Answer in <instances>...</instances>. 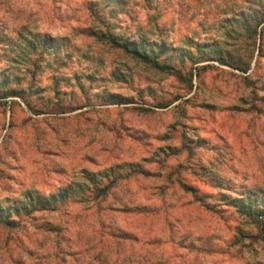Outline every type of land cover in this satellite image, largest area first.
<instances>
[{
  "label": "rangeland",
  "instance_id": "1",
  "mask_svg": "<svg viewBox=\"0 0 264 264\" xmlns=\"http://www.w3.org/2000/svg\"><path fill=\"white\" fill-rule=\"evenodd\" d=\"M91 1L0 0V93L18 90L0 99V264H264L231 203L264 204V23L257 50L235 20L264 0ZM91 6L114 34L175 46L182 77L88 35ZM105 171L122 175L106 197L22 208Z\"/></svg>",
  "mask_w": 264,
  "mask_h": 264
},
{
  "label": "trees",
  "instance_id": "2",
  "mask_svg": "<svg viewBox=\"0 0 264 264\" xmlns=\"http://www.w3.org/2000/svg\"><path fill=\"white\" fill-rule=\"evenodd\" d=\"M95 1V0H94ZM93 2V0L91 1ZM91 9L93 10V16L95 19H97V24L92 27H87L86 32L88 35L94 36L97 38L100 42L104 44H110L112 46H116L119 49L123 50L124 52L128 53L132 58L142 61L146 64H150L154 68L158 69L161 72H165L168 74H172L178 78L182 77V70L181 66L178 67L177 65L171 63L170 61H163V55L166 54V52L170 49H175V46H168L166 41L164 40H147L141 34H137L138 38H133L130 35L126 34H114L110 28L107 27L109 24L108 22H105L104 17H102V12L98 14L94 6H91ZM113 12V10H111ZM257 12L256 10L254 13ZM118 15V14H117ZM116 14H112V17H117ZM235 18L237 21L241 20H247L246 23V38L249 37V39H252L254 41V45L256 46L257 37L263 36L262 33V27L264 23V12L263 14L259 13H251L250 16ZM260 28V29H259ZM82 33L83 30H82ZM44 45H48V41H44ZM200 47V49H204L201 44L198 43L190 44V46L193 47ZM257 50H261V43L256 46ZM44 53V50H43ZM181 64V63H179ZM243 69V68H241ZM121 79H119L120 81ZM2 83V81H0ZM3 92L0 93V99L1 98H7L17 95L16 91L17 89H6L2 90ZM141 93H138L140 95ZM108 99L110 100L109 103L105 104H127L130 102H136V99H138V96H127L118 92H112L109 93ZM161 104H164V107H167L170 103L167 102H161ZM55 106H64L62 101H56ZM134 168V167H133ZM134 171L139 172L140 170L138 168H134ZM130 171V170H129ZM127 173H130V172ZM113 171H105L101 175V178L99 180H92L91 186L84 185H78L77 187L69 186L68 188H62L58 193L56 194H50L49 196H30L28 198V201L25 202L23 205V209L26 211V213L30 214L34 211H49V212H57L59 209V203L65 202L67 199L70 198H77L79 196V192L82 193V198H84L85 202L92 201V200H98L101 197H106L104 195L108 194V192L116 185V179L119 177H122L121 174H112ZM112 175V176H111ZM187 189L193 191L195 195L198 194V190L192 186H188L187 184H183ZM86 191L90 193V195L86 194ZM103 195V196H101ZM198 200H203V196H195ZM72 202H75L76 200L71 199ZM70 200V201H71ZM231 203L233 206L238 208V211L241 213L242 216L248 217L251 225L256 226L258 229L257 231L252 230H245L243 228L238 229V236L240 238H258L262 243L264 242V204H260L258 202V197H240V198H232ZM20 208V209H22ZM22 209V210H23ZM14 210L16 211V214H18V208L14 207ZM5 212H8L7 214H0V217H4L11 223V212L12 209L5 210ZM55 227V226H54ZM57 227V226H56ZM55 230V228H54ZM57 230V229H56Z\"/></svg>",
  "mask_w": 264,
  "mask_h": 264
}]
</instances>
